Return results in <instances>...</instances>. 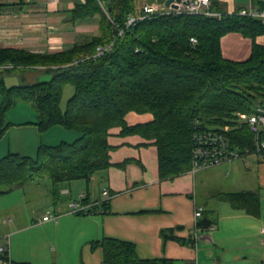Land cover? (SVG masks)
Returning a JSON list of instances; mask_svg holds the SVG:
<instances>
[{"label":"trees","instance_id":"16d2710c","mask_svg":"<svg viewBox=\"0 0 264 264\" xmlns=\"http://www.w3.org/2000/svg\"><path fill=\"white\" fill-rule=\"evenodd\" d=\"M83 9L85 15L103 16L101 34L87 43L50 53L0 47V140L12 124L6 114L19 101L34 104L41 133L63 126L76 134L73 140L41 142L35 157L16 152L3 156L0 195L46 179L59 196L74 180L90 183L113 165L125 166L133 159L116 164L111 160L117 146L109 137L115 127L121 128V136L140 134L152 141L158 150L161 179L190 171L198 131L227 127L225 133L233 147L253 149L255 133L239 113L251 114L264 106V43L258 41L264 35L262 21L237 14L223 19L159 14L127 26L128 17L142 11L136 0H90ZM213 9L227 10L217 0ZM230 33L251 39L247 58L224 55L222 40ZM99 46L110 47L98 55ZM40 69L51 78L23 80L12 86L5 83L4 73H18L24 79ZM68 82L75 86V93L63 109V89ZM130 112L150 113L153 118L130 124ZM221 197L249 214H262L259 190L225 192ZM81 200L88 202L89 197ZM108 205L105 200L94 209ZM163 235L172 236L166 230ZM90 243L93 250L102 247L103 264H176L167 257L142 258L132 241L103 237Z\"/></svg>","mask_w":264,"mask_h":264},{"label":"crops","instance_id":"0c3cea01","mask_svg":"<svg viewBox=\"0 0 264 264\" xmlns=\"http://www.w3.org/2000/svg\"><path fill=\"white\" fill-rule=\"evenodd\" d=\"M89 2L90 0H0V47L50 53L91 41L94 36L101 34L103 16L102 13L85 15L83 7ZM166 2L167 0H136L140 9L147 4L167 5ZM217 2L227 10L248 4L236 0ZM258 41L264 43V35L259 36ZM222 47L226 57L245 59L251 53L252 41L240 33H230L223 37ZM2 69L0 68V77ZM43 73L40 69L27 73L23 79L18 73L7 72L4 73L5 83L7 79L12 81L10 86L20 84L23 80L31 82L40 79ZM26 103L35 108L30 101H19L17 105ZM152 118L150 113L130 112L127 115L130 124L146 122ZM31 119L34 121L25 119L29 123L18 120L15 124L11 122L0 140V159L9 152L29 155L20 148L12 149L7 145L6 139L14 126V129L25 128L37 135L39 132L40 142L36 144L43 142L45 133H41L36 124V109L35 117ZM120 130V127L111 130L109 141L117 146L111 151V160L115 164L129 158L133 160L125 166L113 165L98 173L90 182L94 189L79 195L80 199L89 197L88 202L84 201L86 204L97 202L96 206H100L106 200L102 191L107 188L111 194L106 200L108 207H98L96 212L86 213L91 215L89 217H66L62 221H59L61 216L57 220L40 219L45 224L53 222L43 227L48 240H52L51 234L56 232L67 239L61 240L57 234L56 241L51 244L50 250L55 254V260L62 259L63 264L69 261L71 264H103L102 247L93 250L90 242L103 237H115L134 242L142 258L167 257L174 259L176 264H264L263 205L262 214L257 217L244 209L235 208L230 201L221 197L225 192L259 190L262 203L264 160L257 158L255 163L263 171L258 177L257 187L244 186L245 181H240V178H233L228 183L216 171L225 164L228 166L226 176L234 170L251 169L249 163L244 162L243 165L235 160L197 171L191 168L174 179H161L158 150L151 144L152 141L140 134L121 136ZM223 180L224 186L212 185ZM95 187L99 188L96 192ZM221 202H228L231 209L222 212ZM198 207H202L203 213L196 217ZM8 221H12V218ZM66 221L72 223L65 224ZM196 224L200 228L197 244L193 237ZM165 230L166 234L172 236L164 237ZM9 231H0V237L11 235ZM255 255L260 256L258 263L251 262ZM12 259L16 261L13 256Z\"/></svg>","mask_w":264,"mask_h":264},{"label":"rangeland","instance_id":"374dc122","mask_svg":"<svg viewBox=\"0 0 264 264\" xmlns=\"http://www.w3.org/2000/svg\"><path fill=\"white\" fill-rule=\"evenodd\" d=\"M236 1L243 4L249 2L248 0ZM234 56L242 57L244 56V54H237ZM41 76V80H49L52 75L49 73H43ZM11 82V79H7L6 85L10 86L12 84ZM74 93L75 86L72 83H66L64 85L61 100V106L63 109L67 107L68 102L70 98L74 95ZM1 95L2 93L0 91V104ZM33 117H35V108L32 106V104L27 103L18 105L16 104L6 114L7 121L12 123L17 122V120L24 123L30 122L25 121V119H29L33 122L34 120L31 119ZM14 128L15 126L12 127V132L8 134V137L6 139L7 145L12 149L20 148L23 150L22 152H26V154L35 157L38 152L37 150L39 144H36V142H40V134L38 130L37 132L39 135V139L37 133L35 134L31 130H25V128ZM52 128L55 129L51 130ZM52 128L45 132L43 142L48 144H55L64 138H68V140H73L76 135L73 131L66 129L63 126H54ZM69 131H71L72 134H70L71 132ZM28 146H30V148H27ZM247 160H249L248 166L251 169L244 168L234 170L229 176H226L228 166H226L225 164V166L217 168L216 171L219 172L220 176L224 180H228V183L233 178H240V181H245L244 186L257 187L258 177L261 176L263 171L261 168L257 167V164H255L257 163L256 155L252 154L248 156ZM235 161L242 162V164L245 162L243 159H238ZM224 180L212 183V185H214L215 187L224 186ZM65 188H67V191H64L65 189H62L59 196H56L52 191V186L49 181L46 179H39L30 182L23 187L16 188L8 193L0 195V231L5 232L7 230H10L9 232L11 233V255L16 261L21 262L22 260H31L34 262L33 264H63L62 259L58 261L55 260V254L52 253V251L50 250L51 244L56 241L58 233L56 232L54 234H51L52 240H48V238L43 233V227L53 222L45 224L41 223L40 219H42L45 214L57 215L59 217L61 216L59 221H62L66 217H76L80 215L87 216L90 213L92 214V212L88 214H86V212L73 213L70 211V203L75 200H81L79 195L83 192L92 191L90 189H94V186L92 183L90 184L86 179H77L72 181L70 184L66 185ZM95 188V192L99 190V188ZM262 191L264 193V189ZM212 202L217 203V201ZM220 205H222V212L231 209V206L228 202H221ZM262 205L264 208V197L262 198ZM89 216L91 215H88V217ZM9 218H12V221H8ZM64 223L71 224L72 222L66 221ZM59 235L60 239L62 238L61 240H67L66 237L61 233L58 234V236ZM259 260L260 256L255 255L253 261L251 262L258 263ZM67 264H71L70 261Z\"/></svg>","mask_w":264,"mask_h":264},{"label":"built area","instance_id":"2783aa9c","mask_svg":"<svg viewBox=\"0 0 264 264\" xmlns=\"http://www.w3.org/2000/svg\"><path fill=\"white\" fill-rule=\"evenodd\" d=\"M214 0H174L177 8L170 5H155L147 4L143 7L141 13L132 14L127 19V26H131L137 21H142L152 18L159 14H187V15H201L209 18L223 19L228 15L237 14L239 16L252 17L259 19L264 23V0H249L248 4L240 6L238 10L220 11L213 9ZM124 30L119 31L123 35ZM195 40V39H193ZM110 47V46H109ZM109 47H98V55L104 53ZM240 120L247 122L252 131L255 133L253 149L246 148L244 151L231 145L229 137L226 135L228 128L223 131L205 130L198 131L195 136V146L193 147L192 170H202L211 168L225 162H231L238 159H243L247 164L248 156L254 154L257 158L264 160V106L259 105L254 113H239ZM106 200L111 196L110 191L104 188L102 191ZM97 202L86 204L82 200L73 201L70 203V211L73 213L94 212V207ZM97 211V209H96ZM95 211V212H96ZM101 211V210H100ZM203 213L202 207H198L195 215L201 216ZM57 215H45L43 220L58 219ZM200 228L196 224L193 229L194 243L197 244L199 240ZM11 235L5 234L0 237V264H15L11 256L10 247Z\"/></svg>","mask_w":264,"mask_h":264},{"label":"water","instance_id":"95a60500","mask_svg":"<svg viewBox=\"0 0 264 264\" xmlns=\"http://www.w3.org/2000/svg\"><path fill=\"white\" fill-rule=\"evenodd\" d=\"M173 2H174V0H167L166 4L167 5H170L172 3V6L175 7V8H177V5L174 4Z\"/></svg>","mask_w":264,"mask_h":264}]
</instances>
